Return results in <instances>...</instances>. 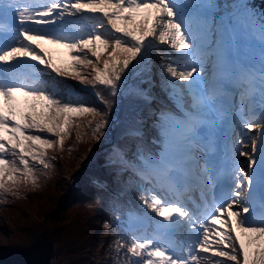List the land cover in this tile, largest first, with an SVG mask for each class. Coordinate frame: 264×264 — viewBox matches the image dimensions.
<instances>
[{
  "label": "snow or ice",
  "instance_id": "obj_1",
  "mask_svg": "<svg viewBox=\"0 0 264 264\" xmlns=\"http://www.w3.org/2000/svg\"><path fill=\"white\" fill-rule=\"evenodd\" d=\"M216 8L212 0H0V199L18 196L20 185L36 187L37 172L46 175L55 159L47 150H63L73 127H91L97 138L103 134L105 115L56 77L103 86L112 97L128 89L148 104L153 53L159 50L161 85L184 104L183 118L160 113L159 159L138 151L142 166L135 171L152 185L139 199L161 219L130 212V219L148 220L154 227L133 233L128 243L117 240L115 251L126 249L124 264H264V17L259 66L240 65L232 58L235 30L213 16ZM40 42L67 50L71 63H56ZM37 64L51 70L47 77ZM209 65L214 81L219 73L240 91L242 104L233 122L248 130L233 141L227 172L232 183L221 195L212 193L220 173L206 160L201 164L211 143L197 131L211 122L206 116L217 100L216 90L205 86ZM96 96L111 106L101 92ZM257 96L258 109L243 103ZM85 116L92 120H79ZM253 129L255 135H249ZM127 134L141 132L134 127ZM125 156L118 149L115 162L132 167ZM193 184L201 187L199 203L187 195Z\"/></svg>",
  "mask_w": 264,
  "mask_h": 264
},
{
  "label": "trees",
  "instance_id": "obj_2",
  "mask_svg": "<svg viewBox=\"0 0 264 264\" xmlns=\"http://www.w3.org/2000/svg\"><path fill=\"white\" fill-rule=\"evenodd\" d=\"M217 11L220 15L233 16L235 23L231 22L229 28L234 29L235 34L240 28L238 21H253L259 29L260 19L264 17V0H218ZM160 48L170 52L165 45ZM70 63L67 56L59 62L65 66ZM160 64L157 50L153 53V100L148 104L125 95L124 91L112 97L100 85L95 88L85 85L93 91L91 94L69 84L90 106L104 114L107 122L99 138L93 135L91 127H73L64 140L63 150H47L48 158L55 159H51L52 167L46 175L37 172L40 178L36 187L20 185L18 196L0 199V212L12 203L20 204L21 211L32 207L35 214L34 223L29 220L20 224L21 232L26 237L30 234L31 244L27 251L20 253L17 264H49L55 257V249L47 239L56 240L61 235L65 236L64 243L67 244L63 256L70 260L78 256L84 264H94L96 260L99 264H124L126 249L117 254L115 242H130L132 234L124 227L125 213L132 206L143 208L144 205L139 199L142 194L135 171L136 167L142 166L137 154L142 152L148 159L156 154L161 143L160 113L174 109L169 92L161 85ZM85 71L90 72V68ZM128 80L134 83L133 78ZM139 86L149 87L148 84ZM98 91L111 106L96 96ZM79 120H92V117H80ZM134 127L140 129L139 137L127 134ZM118 149L126 153L125 160L130 161L132 167L115 162ZM78 158L84 159L83 165L77 162ZM97 182L104 183L106 188H100ZM106 223L109 228L104 227ZM6 253V249L1 248L0 264H6Z\"/></svg>",
  "mask_w": 264,
  "mask_h": 264
},
{
  "label": "rangeland",
  "instance_id": "obj_3",
  "mask_svg": "<svg viewBox=\"0 0 264 264\" xmlns=\"http://www.w3.org/2000/svg\"><path fill=\"white\" fill-rule=\"evenodd\" d=\"M253 22V21H252ZM246 22L242 23L240 32L235 35L237 42H240V45H237L239 50H243L244 48H248V46H256L260 48V40H259V29L258 27L252 23ZM257 32V33H256ZM252 42V43H250ZM250 43V44H249ZM258 43V44H257ZM37 63V62H32ZM37 67L44 71V66L37 64ZM248 130L239 127V131L236 132V141L240 139V135L242 133H247ZM250 135V133H249ZM247 151H251V144L249 143ZM240 161H245V157H237ZM80 163V161L77 160ZM82 163V162H81ZM247 170V169H246ZM63 179V176L61 177ZM246 186V181L242 186V196L244 193V187ZM236 206H234L235 208ZM238 210V208L236 209ZM26 217V218H25ZM32 221L34 223L35 214L32 210V207H27L23 211L20 209V204L13 205L12 203L3 211L0 212V250L6 249L5 260L6 264H17L20 261V253L22 251H27L31 244V236L29 234L28 237L25 236L21 231V223ZM23 221V222H22ZM21 224V225H20ZM219 226V225H217ZM48 237L45 236L46 239ZM64 235H61L59 238H55L56 240H49L53 245V249H55V257L50 261L49 264H84L83 261L77 256L70 260L69 258L64 257L67 244H65ZM95 257H99V254L94 253ZM226 259V258H221ZM97 260L94 262L96 263ZM88 264V263H87ZM101 264V263H100ZM227 264H234V262H227Z\"/></svg>",
  "mask_w": 264,
  "mask_h": 264
}]
</instances>
